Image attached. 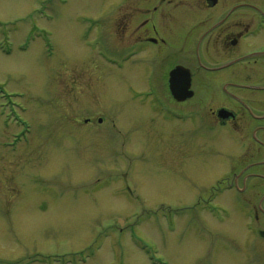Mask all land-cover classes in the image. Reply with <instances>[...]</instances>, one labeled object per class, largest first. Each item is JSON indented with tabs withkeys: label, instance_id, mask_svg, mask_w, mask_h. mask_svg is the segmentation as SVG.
<instances>
[{
	"label": "rangeland",
	"instance_id": "1",
	"mask_svg": "<svg viewBox=\"0 0 264 264\" xmlns=\"http://www.w3.org/2000/svg\"><path fill=\"white\" fill-rule=\"evenodd\" d=\"M145 37L146 0H0V264H264L225 187L254 126L153 105Z\"/></svg>",
	"mask_w": 264,
	"mask_h": 264
},
{
	"label": "flooded vegetation",
	"instance_id": "2",
	"mask_svg": "<svg viewBox=\"0 0 264 264\" xmlns=\"http://www.w3.org/2000/svg\"><path fill=\"white\" fill-rule=\"evenodd\" d=\"M140 41H146V90L155 91L158 100L151 102L157 108L174 110L188 122L202 118L207 133H244L239 121L254 126L237 159L241 175L225 187L233 194L229 214L239 213L256 243L263 241L258 220L264 214V0H146V37ZM218 87L228 105L213 107L208 95L193 102L197 92ZM173 89L192 96L179 101ZM235 198L242 199L240 206Z\"/></svg>",
	"mask_w": 264,
	"mask_h": 264
},
{
	"label": "water",
	"instance_id": "3",
	"mask_svg": "<svg viewBox=\"0 0 264 264\" xmlns=\"http://www.w3.org/2000/svg\"><path fill=\"white\" fill-rule=\"evenodd\" d=\"M175 78V77H174ZM173 87V86H172ZM188 87H189V83H188V85H187V88H186V90L188 89ZM186 90H184V93H183V95L178 91H175V89H173L172 90V92H173V96L175 97V99H177V100H179V101H182V100H185V99H187V98H189V97H191L192 96V92H188V91H186Z\"/></svg>",
	"mask_w": 264,
	"mask_h": 264
}]
</instances>
